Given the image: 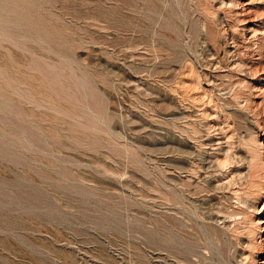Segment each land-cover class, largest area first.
<instances>
[{"label":"rangeland","instance_id":"374dc122","mask_svg":"<svg viewBox=\"0 0 264 264\" xmlns=\"http://www.w3.org/2000/svg\"><path fill=\"white\" fill-rule=\"evenodd\" d=\"M0 264H264V0H0Z\"/></svg>","mask_w":264,"mask_h":264}]
</instances>
